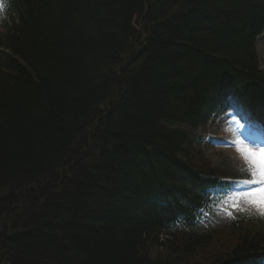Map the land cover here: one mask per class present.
I'll use <instances>...</instances> for the list:
<instances>
[{
    "label": "trees",
    "instance_id": "trees-1",
    "mask_svg": "<svg viewBox=\"0 0 264 264\" xmlns=\"http://www.w3.org/2000/svg\"><path fill=\"white\" fill-rule=\"evenodd\" d=\"M3 2L0 264L264 256L259 212L197 222L228 191L200 152L223 95L264 106V0Z\"/></svg>",
    "mask_w": 264,
    "mask_h": 264
},
{
    "label": "rangeland",
    "instance_id": "rangeland-1",
    "mask_svg": "<svg viewBox=\"0 0 264 264\" xmlns=\"http://www.w3.org/2000/svg\"><path fill=\"white\" fill-rule=\"evenodd\" d=\"M258 52L262 67L264 68V35L258 39ZM259 114H262L261 112ZM239 114H235L234 111L229 108V101L225 105L223 111L216 117L213 124L209 127L207 136L205 138L203 148L205 154L212 160L213 165L223 168L226 162H235L234 160L246 161L251 168V163L245 159L244 155L238 151L236 142H241L244 146L251 148L255 152L264 149V134H256L255 126L241 118ZM258 119H263L264 116H258ZM244 125V127H241ZM255 169L253 168V171ZM254 179V177H252ZM258 179V177H256ZM242 181V180H241ZM237 191H250L254 185H244L239 183ZM234 197V196H233ZM236 201L242 199L241 197H234ZM246 205L255 206L248 201ZM226 238L224 236L216 237L210 243L207 249L199 251L198 258L206 259L211 256L212 253H218V251L225 250L224 242Z\"/></svg>",
    "mask_w": 264,
    "mask_h": 264
},
{
    "label": "snow or ice",
    "instance_id": "snow-or-ice-1",
    "mask_svg": "<svg viewBox=\"0 0 264 264\" xmlns=\"http://www.w3.org/2000/svg\"><path fill=\"white\" fill-rule=\"evenodd\" d=\"M4 9V2L0 0V11ZM229 108H231L235 114H239L241 118L249 121V126L251 127L250 117L248 116L245 105L238 95H231L229 97ZM244 127V125H241ZM236 146L238 151H240L246 160H248L253 168L251 175L254 179H245L239 181V183L244 185H254L250 191H237L233 192L234 197L245 198L248 203L255 205L262 217H264V149L259 152L253 151L251 148L244 146L241 142L237 141ZM258 177V179H256ZM233 207H238L237 203L233 204ZM231 214V213H229Z\"/></svg>",
    "mask_w": 264,
    "mask_h": 264
},
{
    "label": "water",
    "instance_id": "water-1",
    "mask_svg": "<svg viewBox=\"0 0 264 264\" xmlns=\"http://www.w3.org/2000/svg\"><path fill=\"white\" fill-rule=\"evenodd\" d=\"M2 229L4 230V233L7 232V230H6V224L5 223L2 224Z\"/></svg>",
    "mask_w": 264,
    "mask_h": 264
}]
</instances>
